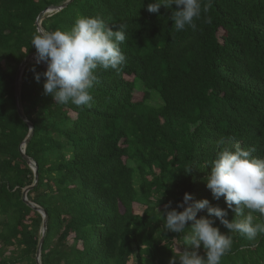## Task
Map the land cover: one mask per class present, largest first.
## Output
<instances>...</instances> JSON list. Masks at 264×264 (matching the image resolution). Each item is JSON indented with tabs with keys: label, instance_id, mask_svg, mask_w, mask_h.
I'll return each instance as SVG.
<instances>
[{
	"label": "trees",
	"instance_id": "1",
	"mask_svg": "<svg viewBox=\"0 0 264 264\" xmlns=\"http://www.w3.org/2000/svg\"><path fill=\"white\" fill-rule=\"evenodd\" d=\"M67 1L0 0V264H38L42 237L43 216L24 202L35 174L21 156L30 128L18 107L35 129L26 155L39 180L28 199L49 216L41 264H169L193 222L185 233L167 232L164 205L189 193L227 209L205 183L217 152L239 145L264 158V0H201L196 29L183 31L171 9L147 11L155 0H73L47 14L42 30L70 31L80 16L113 31L123 24L125 63L98 68L92 106L78 107L44 95L32 68L46 69L33 60L18 105L17 76L36 54L37 20ZM200 217L232 239L221 264H264V234L249 240L206 209ZM234 218L229 210L226 219Z\"/></svg>",
	"mask_w": 264,
	"mask_h": 264
},
{
	"label": "clouds",
	"instance_id": "2",
	"mask_svg": "<svg viewBox=\"0 0 264 264\" xmlns=\"http://www.w3.org/2000/svg\"><path fill=\"white\" fill-rule=\"evenodd\" d=\"M162 6L172 10L170 19L177 31L187 27L196 29L194 21L202 14L201 0H155L148 3L147 11L159 13ZM207 11L208 7L204 6L203 12ZM125 39L123 24L119 25L118 31H113L99 17L80 16L70 31L39 30L33 35L31 46L36 49L35 65L44 64L46 70L37 72L33 66L35 80L39 83L44 79V95L51 96L55 103L71 102L78 107H91L93 96L90 89L97 79L96 70L120 69L126 61L120 48ZM254 151V148L245 149L239 145L234 150L222 148L211 164L205 177L206 187L214 200L224 198L227 209L213 206L208 199L194 201L189 193L184 194L183 201L176 207L172 201L164 205L160 213L167 232L185 233L188 222H193L189 234L183 237L187 247L177 249L178 255L173 252L175 255L169 264H177V260L179 264H221V258L230 251L232 239L214 227L215 220L197 218L205 209L230 233L239 232L249 240L264 234V223H254L251 215L253 212L264 215V158L253 157ZM245 209L249 214L243 220L237 219L244 216ZM229 210L235 214L232 221L226 219ZM201 246L204 255L199 252Z\"/></svg>",
	"mask_w": 264,
	"mask_h": 264
},
{
	"label": "water",
	"instance_id": "3",
	"mask_svg": "<svg viewBox=\"0 0 264 264\" xmlns=\"http://www.w3.org/2000/svg\"><path fill=\"white\" fill-rule=\"evenodd\" d=\"M73 0H68L63 6L61 7H50L48 9H46L41 15L40 17L38 18L37 20V26H38V29L39 30H42V21L44 19V17L49 14V13H53V12H59L63 9H65L66 7H68V5L70 3H72ZM36 54H32L30 55L27 59L24 60V62L21 64L20 66V69H19V72H18V76H17V82H16V97H17V103L19 105V99H20V84H21V81H22V76H23V72L24 70L26 69V67L28 66V64L31 62V61H35L34 57H35ZM42 65L45 69H46V65L44 64H40ZM19 109V114L21 116V118L26 122L28 123L29 125V128H30V133L28 135V137L26 138V140L23 142V144L21 145V148H20V152H21V156L23 157V159L28 163V165L33 169L34 171V174H35V184L31 187H28L24 190V202L30 206L34 211L38 212L39 214H41L43 216V226H42V237H41V240H40V244H39V248H38V252H37V263L38 264H41V255H42V249H43V245L45 243V239H46V235H47V230H48V220H49V216L48 214L46 213V211L44 209H42L41 207L39 206H36L34 204H32L31 202H29L28 200V195H29V192L35 188L38 184V180H39V173H38V167H37V164L35 162H33L29 157H27L26 155V148L28 147V145L30 144L33 136H34V126L33 124L28 121L21 109L18 107Z\"/></svg>",
	"mask_w": 264,
	"mask_h": 264
},
{
	"label": "rangeland",
	"instance_id": "4",
	"mask_svg": "<svg viewBox=\"0 0 264 264\" xmlns=\"http://www.w3.org/2000/svg\"><path fill=\"white\" fill-rule=\"evenodd\" d=\"M127 79L132 80V78H127ZM138 97H140V95H138ZM142 210H143V209H141V208H136V211H137L138 213H141Z\"/></svg>",
	"mask_w": 264,
	"mask_h": 264
},
{
	"label": "crops",
	"instance_id": "5",
	"mask_svg": "<svg viewBox=\"0 0 264 264\" xmlns=\"http://www.w3.org/2000/svg\"><path fill=\"white\" fill-rule=\"evenodd\" d=\"M25 71V70H24ZM29 200V199H28ZM30 202V201H29Z\"/></svg>",
	"mask_w": 264,
	"mask_h": 264
}]
</instances>
